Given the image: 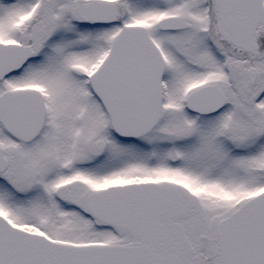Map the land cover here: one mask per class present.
Listing matches in <instances>:
<instances>
[{"label":"snow or ice","instance_id":"obj_1","mask_svg":"<svg viewBox=\"0 0 264 264\" xmlns=\"http://www.w3.org/2000/svg\"><path fill=\"white\" fill-rule=\"evenodd\" d=\"M0 264H264V0H0Z\"/></svg>","mask_w":264,"mask_h":264}]
</instances>
